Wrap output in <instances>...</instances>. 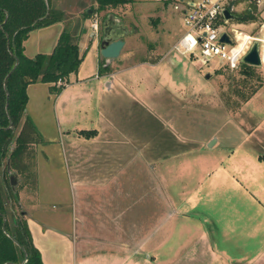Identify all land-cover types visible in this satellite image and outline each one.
I'll use <instances>...</instances> for the list:
<instances>
[{
  "label": "crops",
  "instance_id": "1",
  "mask_svg": "<svg viewBox=\"0 0 264 264\" xmlns=\"http://www.w3.org/2000/svg\"><path fill=\"white\" fill-rule=\"evenodd\" d=\"M165 1L147 11L157 29ZM155 40L143 60L121 51L99 73L95 39L91 71L82 61L60 94L28 86L26 114L43 143L35 181L17 191L43 264H264V115L227 152L216 132L196 138L199 99L204 111L210 96L198 78L178 80L185 56L158 61Z\"/></svg>",
  "mask_w": 264,
  "mask_h": 264
},
{
  "label": "trees",
  "instance_id": "2",
  "mask_svg": "<svg viewBox=\"0 0 264 264\" xmlns=\"http://www.w3.org/2000/svg\"><path fill=\"white\" fill-rule=\"evenodd\" d=\"M53 1L56 0H0V264H43L25 216L18 210V191L11 188L9 174H16L24 182L36 179L35 146L43 140L26 114L28 86L47 84L50 94L58 95L83 61L78 47L80 26L75 37L68 31L62 32L48 55L28 58L24 54L30 32L64 20L63 12L53 7ZM91 2L96 5L92 12L100 13L131 4L133 0ZM249 6L245 15H236L238 24L256 20L252 13L256 8ZM89 16L85 12L83 19L88 20ZM240 65L244 74L252 73L253 67ZM107 70L104 60L100 61L98 72Z\"/></svg>",
  "mask_w": 264,
  "mask_h": 264
},
{
  "label": "rangeland",
  "instance_id": "3",
  "mask_svg": "<svg viewBox=\"0 0 264 264\" xmlns=\"http://www.w3.org/2000/svg\"><path fill=\"white\" fill-rule=\"evenodd\" d=\"M249 4L246 0H236L232 14L235 16L245 15V12L250 7ZM154 5L152 0H133L131 4L100 13H93L92 9H95L96 5L91 0L53 1V7L63 12L64 20L52 28L35 30L30 33L29 39L25 43L26 53L28 57H32L34 54H50L56 45L58 32L68 31L75 37L77 36L76 30H79L80 24L84 22V27H82L83 33L80 36V47L82 49L83 62L87 65V71L90 72L92 68L91 62H93L92 58H94L92 52L95 47V39L91 37L93 41L89 39V35L92 32L91 22L92 24L95 22L98 24V36L96 40L98 41V56L100 61H102L103 59L99 55L102 26L108 16L114 15L120 18V23L131 32L129 39L132 42L126 48H123L122 51H133V49L135 51L137 49L135 60L141 61L147 53L155 50L157 45L155 39L158 36L159 61L169 53H177L173 50V47L179 42L177 38L186 33V29L183 26L181 17L173 10V6L175 5L174 0H169L168 4L164 2L163 6L159 7L166 17L165 20L162 16L158 17L157 29V18L152 11L147 12ZM251 9L253 8L251 7ZM89 10L90 16L85 21L83 15L85 12L88 13ZM252 13L257 17L254 22L238 24L235 19L231 21L230 27L242 33L239 36L244 40L247 39L243 38L246 35L252 37H263L264 35V19L261 13H258L257 9L256 11L252 10ZM167 21L169 23L168 26L173 28L172 31L165 27V22ZM173 31L177 34L174 40L172 39ZM167 33L171 34V40L168 46L165 47L162 39ZM185 57L186 60L181 58V62L185 63V67L178 66V80L184 79V81H187V74L189 79L190 77L194 79L198 78L195 82L204 85L206 94L208 93L210 96V106L206 104L204 111H202L203 99H199L200 112H195V128L193 133L196 138H202L209 133L216 132L215 137L217 136L219 140L216 147L217 151L227 152V150L239 144L245 134L249 136L256 127L257 119L264 115V67H253L252 73L246 75L241 65L232 71L226 64L218 60H212L208 64L203 65L199 62L197 54L196 58L194 56L191 59L188 56ZM199 94L202 95V92ZM21 179L19 176L16 177V186H18ZM18 191H20V188ZM18 210L22 211L23 209L19 208ZM218 215L219 212H215V217H218ZM248 244H250L251 248H254L258 243L256 240H253Z\"/></svg>",
  "mask_w": 264,
  "mask_h": 264
},
{
  "label": "built area",
  "instance_id": "4",
  "mask_svg": "<svg viewBox=\"0 0 264 264\" xmlns=\"http://www.w3.org/2000/svg\"><path fill=\"white\" fill-rule=\"evenodd\" d=\"M173 10L181 15L186 33L173 47L177 53L195 57L203 65L212 60L226 64L230 70H236L241 59L247 54L253 42L259 45V56L264 67V35L252 37L246 35L242 39L234 28L230 27L232 20H227L223 12L231 1L236 0H174ZM254 5L264 19V0H246ZM264 26V23H263ZM262 26V28H263ZM91 38L98 36L97 22L91 25ZM226 35L230 44L222 43L221 37Z\"/></svg>",
  "mask_w": 264,
  "mask_h": 264
},
{
  "label": "water",
  "instance_id": "5",
  "mask_svg": "<svg viewBox=\"0 0 264 264\" xmlns=\"http://www.w3.org/2000/svg\"><path fill=\"white\" fill-rule=\"evenodd\" d=\"M234 5L235 1H231L223 12L224 17L227 20L236 19V16L232 14ZM89 12L90 10L88 11V14ZM120 21L121 20L116 18L114 15H110L102 26V36L99 41V55L104 60V67H109L111 63L119 58L125 44L124 39L131 34V32L120 23ZM220 41L225 44L231 43L226 35H223ZM258 48V43L253 42L247 54L242 57L241 63L254 68L262 67ZM17 64L18 62L16 65ZM213 142L214 140L211 141L210 145ZM16 177V174H9V182L13 190H17ZM18 207L21 209L20 204ZM20 214L22 216L26 215L23 211H20ZM2 229L5 230V220L3 222Z\"/></svg>",
  "mask_w": 264,
  "mask_h": 264
}]
</instances>
